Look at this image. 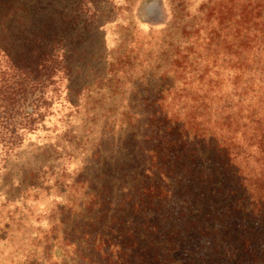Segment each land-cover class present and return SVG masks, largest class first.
I'll return each instance as SVG.
<instances>
[{"label": "trees", "instance_id": "16d2710c", "mask_svg": "<svg viewBox=\"0 0 264 264\" xmlns=\"http://www.w3.org/2000/svg\"><path fill=\"white\" fill-rule=\"evenodd\" d=\"M3 16L0 6V31ZM211 18L206 40L225 30L213 44L232 49L230 69L187 71L205 38L175 53L180 83L145 104L146 134L130 131L117 144L122 159V148L146 142L144 165L126 166L84 202L91 264H264V0H218L205 11ZM37 42L19 59L0 42V173L54 105L76 110L86 91L64 87L55 47Z\"/></svg>", "mask_w": 264, "mask_h": 264}, {"label": "rangeland", "instance_id": "374dc122", "mask_svg": "<svg viewBox=\"0 0 264 264\" xmlns=\"http://www.w3.org/2000/svg\"><path fill=\"white\" fill-rule=\"evenodd\" d=\"M216 1L3 0L0 42L9 55L19 59L36 39L37 47L50 42L67 68L58 72L61 84L86 91L76 110L54 105L0 173V264H91L84 202L94 186L117 183L126 166L144 165L146 142L122 148V159L117 144L130 131L146 134L145 104L180 83L171 74L175 53L205 38L187 71L230 69L232 49L214 45L225 30L211 45L206 40L214 21L205 11ZM57 129H69L67 141Z\"/></svg>", "mask_w": 264, "mask_h": 264}]
</instances>
